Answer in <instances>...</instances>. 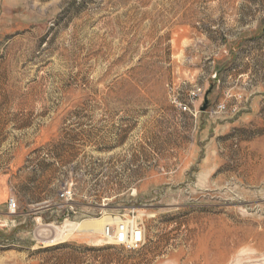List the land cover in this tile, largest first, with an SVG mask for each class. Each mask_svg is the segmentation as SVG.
Listing matches in <instances>:
<instances>
[{
  "label": "rangeland",
  "instance_id": "obj_1",
  "mask_svg": "<svg viewBox=\"0 0 264 264\" xmlns=\"http://www.w3.org/2000/svg\"><path fill=\"white\" fill-rule=\"evenodd\" d=\"M11 198L0 264H264V0H0Z\"/></svg>",
  "mask_w": 264,
  "mask_h": 264
},
{
  "label": "built area",
  "instance_id": "obj_2",
  "mask_svg": "<svg viewBox=\"0 0 264 264\" xmlns=\"http://www.w3.org/2000/svg\"><path fill=\"white\" fill-rule=\"evenodd\" d=\"M65 196V195H64ZM19 210L18 203L15 198H11L7 207V215L14 216ZM3 221L0 220V228L3 227ZM113 242L117 246L124 247L129 251H135L143 245V232L139 227L129 226L125 222H121L116 232H113Z\"/></svg>",
  "mask_w": 264,
  "mask_h": 264
},
{
  "label": "bare ground",
  "instance_id": "obj_3",
  "mask_svg": "<svg viewBox=\"0 0 264 264\" xmlns=\"http://www.w3.org/2000/svg\"><path fill=\"white\" fill-rule=\"evenodd\" d=\"M111 223H112L111 220L107 219L104 221L88 222L81 225L68 222L63 227H56L54 229L49 227L45 230V234L47 236L51 235V237L47 238L48 240L46 239L47 240L46 242L54 243L58 240L68 238L74 232H78V233L103 232L109 239H113Z\"/></svg>",
  "mask_w": 264,
  "mask_h": 264
},
{
  "label": "crops",
  "instance_id": "obj_4",
  "mask_svg": "<svg viewBox=\"0 0 264 264\" xmlns=\"http://www.w3.org/2000/svg\"><path fill=\"white\" fill-rule=\"evenodd\" d=\"M7 209L6 208H4V209H0V220H2L3 221V219H5L6 217H9L8 215H7V211H6Z\"/></svg>",
  "mask_w": 264,
  "mask_h": 264
},
{
  "label": "water",
  "instance_id": "obj_5",
  "mask_svg": "<svg viewBox=\"0 0 264 264\" xmlns=\"http://www.w3.org/2000/svg\"><path fill=\"white\" fill-rule=\"evenodd\" d=\"M207 104H208V103L206 102L205 106H204L203 109H202L203 111H205V110L207 109Z\"/></svg>",
  "mask_w": 264,
  "mask_h": 264
}]
</instances>
